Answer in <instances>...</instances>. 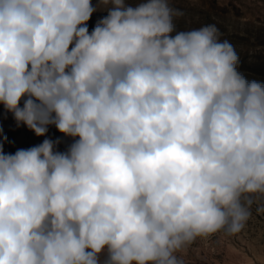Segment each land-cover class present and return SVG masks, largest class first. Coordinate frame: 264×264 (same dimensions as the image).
<instances>
[{
  "label": "clouds",
  "instance_id": "obj_1",
  "mask_svg": "<svg viewBox=\"0 0 264 264\" xmlns=\"http://www.w3.org/2000/svg\"><path fill=\"white\" fill-rule=\"evenodd\" d=\"M97 11L107 14L89 32ZM170 0H0V264H184L264 200V82ZM264 211V205L257 209Z\"/></svg>",
  "mask_w": 264,
  "mask_h": 264
},
{
  "label": "rangeland",
  "instance_id": "obj_2",
  "mask_svg": "<svg viewBox=\"0 0 264 264\" xmlns=\"http://www.w3.org/2000/svg\"><path fill=\"white\" fill-rule=\"evenodd\" d=\"M93 4L96 0H92ZM135 3L136 0H130ZM170 6L183 15L173 18L176 31L198 29L215 24L239 56L238 70L247 79L264 82V0H170ZM107 13L97 11L87 22L89 32ZM0 129L7 137L4 151L14 153L40 144L45 138L61 139L58 150H66L71 138H66L54 126L46 137H37L27 127H16L10 113L0 104ZM0 136V139H2ZM264 200L251 205V215L240 233L228 235L223 231L207 238H197L185 253L184 264H264V211L258 207Z\"/></svg>",
  "mask_w": 264,
  "mask_h": 264
}]
</instances>
